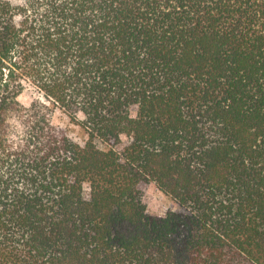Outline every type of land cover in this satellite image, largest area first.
<instances>
[{"label": "trees", "instance_id": "obj_1", "mask_svg": "<svg viewBox=\"0 0 264 264\" xmlns=\"http://www.w3.org/2000/svg\"><path fill=\"white\" fill-rule=\"evenodd\" d=\"M0 264H264V0H0Z\"/></svg>", "mask_w": 264, "mask_h": 264}, {"label": "rangeland", "instance_id": "obj_2", "mask_svg": "<svg viewBox=\"0 0 264 264\" xmlns=\"http://www.w3.org/2000/svg\"><path fill=\"white\" fill-rule=\"evenodd\" d=\"M12 4L19 3L20 0H8ZM33 98L31 92H24L19 96V101L25 106H29ZM79 120L82 116L79 115ZM52 124L66 132L68 136L80 145H83L86 140L84 130L73 122L69 116L59 110H56L52 116ZM143 201L146 204L147 213L153 216H163L167 212H178L179 205L169 196L163 194L154 183L141 184L139 186Z\"/></svg>", "mask_w": 264, "mask_h": 264}]
</instances>
